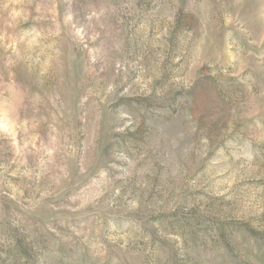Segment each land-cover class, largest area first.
I'll return each instance as SVG.
<instances>
[{"label": "rangeland", "instance_id": "374dc122", "mask_svg": "<svg viewBox=\"0 0 264 264\" xmlns=\"http://www.w3.org/2000/svg\"><path fill=\"white\" fill-rule=\"evenodd\" d=\"M0 264H264V0H0Z\"/></svg>", "mask_w": 264, "mask_h": 264}]
</instances>
